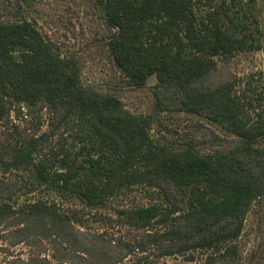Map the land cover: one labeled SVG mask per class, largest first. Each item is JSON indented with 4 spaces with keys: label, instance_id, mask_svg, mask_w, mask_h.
Returning a JSON list of instances; mask_svg holds the SVG:
<instances>
[{
    "label": "rangeland",
    "instance_id": "rangeland-1",
    "mask_svg": "<svg viewBox=\"0 0 264 264\" xmlns=\"http://www.w3.org/2000/svg\"><path fill=\"white\" fill-rule=\"evenodd\" d=\"M191 8L196 33L212 40L219 27L236 45L249 48L205 56L212 59V70L189 93L224 88L247 127H264V0H206ZM23 22L41 34L55 59L78 70L80 91L117 98L124 113L147 118L155 147L192 148L206 158L241 155L243 141L229 124L209 111L189 112L176 88L160 86L156 76L142 88L130 83L110 51L116 31L107 23L104 0H0V24ZM174 31L179 40L172 35L166 41L181 42L189 57L202 56L185 27ZM4 102L0 264H264V197L249 207L238 239L205 244L228 225L212 226L194 217L191 194L154 177L145 163L134 170L141 178L131 182L109 177L107 172L116 168L114 156L78 106L67 100L26 104L12 97ZM253 149L257 161L250 165H264V137ZM28 151L32 157L18 162ZM39 170L51 181L43 182ZM63 173L74 175L73 185L82 189L107 188L96 202H88L77 186L74 191L60 188ZM34 205L41 210L32 211ZM153 207L156 217L147 226L127 214Z\"/></svg>",
    "mask_w": 264,
    "mask_h": 264
},
{
    "label": "trees",
    "instance_id": "trees-1",
    "mask_svg": "<svg viewBox=\"0 0 264 264\" xmlns=\"http://www.w3.org/2000/svg\"><path fill=\"white\" fill-rule=\"evenodd\" d=\"M205 1L104 0L107 23L116 31L109 47L116 65L135 87H144L149 77L156 76L160 86L174 87L184 94L183 105L189 112L209 111L220 121H226L243 141L239 158H206L192 148L174 152L155 147L147 118L124 113L123 104L117 98L80 91L78 70L55 59L41 34L28 22L0 24V118L5 113L4 101L8 97L26 104L67 100L78 106L89 116L87 125L102 143L107 142L114 156L116 168L107 172L109 177L119 175L121 180L131 182L141 178L134 171L141 163L151 166L154 177L191 194L194 217L212 226L220 222L228 225L205 243L219 246L240 237L249 207L257 198L264 197V165L260 162L250 165L253 160L257 161L258 151L253 145L264 137V127H247L240 117L238 103L224 88L189 93L212 70L213 61L205 56L227 55L249 48L245 44L236 45L219 27L212 40L195 32L191 7ZM181 27H185L186 36L202 56L189 57L181 42L166 41L172 35L179 40L174 28ZM31 157V151L21 153L18 162ZM129 170L134 172L126 175ZM39 175L43 182L51 181L44 170H39ZM72 178L74 175L61 174L60 188L74 191L77 186L80 188L77 194L91 203L107 188L105 184L82 189L80 185H73ZM32 207V211L41 210L37 205ZM155 211L153 207L127 214L137 224L147 226L155 219Z\"/></svg>",
    "mask_w": 264,
    "mask_h": 264
}]
</instances>
